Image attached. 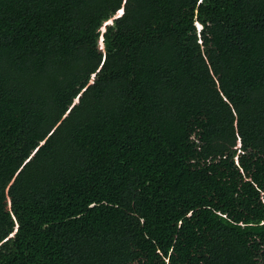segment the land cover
Wrapping results in <instances>:
<instances>
[{
  "label": "trees",
  "instance_id": "16d2710c",
  "mask_svg": "<svg viewBox=\"0 0 264 264\" xmlns=\"http://www.w3.org/2000/svg\"><path fill=\"white\" fill-rule=\"evenodd\" d=\"M0 264H264V0H0Z\"/></svg>",
  "mask_w": 264,
  "mask_h": 264
},
{
  "label": "clouds",
  "instance_id": "9594fccd",
  "mask_svg": "<svg viewBox=\"0 0 264 264\" xmlns=\"http://www.w3.org/2000/svg\"><path fill=\"white\" fill-rule=\"evenodd\" d=\"M200 2V1H199ZM119 12V14L117 13V17L118 16H120L121 14H122V11L120 10V11H118ZM194 26H195V29H196V34L199 36V34H200V32H201V30H202V27H201V25L199 24V23H195L194 24ZM101 41H102V38H101ZM98 43H99V41H98Z\"/></svg>",
  "mask_w": 264,
  "mask_h": 264
},
{
  "label": "rangeland",
  "instance_id": "374dc122",
  "mask_svg": "<svg viewBox=\"0 0 264 264\" xmlns=\"http://www.w3.org/2000/svg\"><path fill=\"white\" fill-rule=\"evenodd\" d=\"M98 46H99L100 48H102V41H101V38L99 39Z\"/></svg>",
  "mask_w": 264,
  "mask_h": 264
},
{
  "label": "bare ground",
  "instance_id": "6f19581e",
  "mask_svg": "<svg viewBox=\"0 0 264 264\" xmlns=\"http://www.w3.org/2000/svg\"><path fill=\"white\" fill-rule=\"evenodd\" d=\"M119 14V13H118Z\"/></svg>",
  "mask_w": 264,
  "mask_h": 264
}]
</instances>
